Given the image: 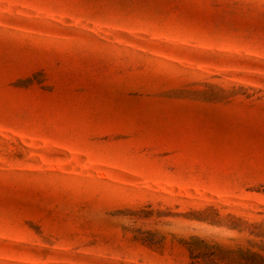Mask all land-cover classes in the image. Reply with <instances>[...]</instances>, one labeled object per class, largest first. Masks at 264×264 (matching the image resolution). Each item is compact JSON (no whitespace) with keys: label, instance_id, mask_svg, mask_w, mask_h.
I'll list each match as a JSON object with an SVG mask.
<instances>
[{"label":"rangeland","instance_id":"rangeland-1","mask_svg":"<svg viewBox=\"0 0 264 264\" xmlns=\"http://www.w3.org/2000/svg\"><path fill=\"white\" fill-rule=\"evenodd\" d=\"M0 264H264V0H0Z\"/></svg>","mask_w":264,"mask_h":264}]
</instances>
